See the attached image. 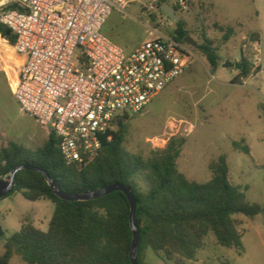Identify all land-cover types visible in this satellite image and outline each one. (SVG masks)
<instances>
[{"label": "rangeland", "instance_id": "obj_1", "mask_svg": "<svg viewBox=\"0 0 264 264\" xmlns=\"http://www.w3.org/2000/svg\"><path fill=\"white\" fill-rule=\"evenodd\" d=\"M176 1L161 0L159 6L168 3L173 7ZM193 1L192 6L187 0L189 9L177 11V16L186 22L189 36L199 47L203 35L214 42L221 65L213 70L200 48L191 46L193 56L185 73L140 114L131 115L125 148L148 158L164 150L172 139L185 138L177 166L196 182L211 180V164L225 155L232 184L241 188L249 202L264 208V0ZM148 5L146 0H129L126 14L114 11L102 33L127 51L135 50L147 39L146 25L151 19L144 8ZM228 28L234 34L225 41ZM242 58L248 60L251 74L237 83L240 71L223 65L227 60L240 63ZM19 65L11 45L0 36V147L14 142L35 151L45 144L51 131L21 112L14 97ZM234 144L248 146L250 153ZM54 211L51 201H29L18 192L0 199V228L5 234L0 239V254L6 241L21 230L25 218L46 232ZM236 219L244 251L224 247L209 234L189 264H264V212L254 219L243 215ZM11 264L26 263L14 256ZM143 264L167 263L146 249Z\"/></svg>", "mask_w": 264, "mask_h": 264}, {"label": "trees", "instance_id": "obj_2", "mask_svg": "<svg viewBox=\"0 0 264 264\" xmlns=\"http://www.w3.org/2000/svg\"><path fill=\"white\" fill-rule=\"evenodd\" d=\"M173 7L178 11V7ZM9 32L0 24V36L14 47L16 38ZM173 34L176 40L186 43L190 32L184 20L175 22ZM233 34L234 30L228 28L224 40L228 41ZM199 48L216 70L221 65V56L214 42L203 35ZM239 64L242 69L237 83L251 74L248 60L242 58ZM130 119L128 116L118 119L111 139H105L98 156L85 166L67 163L53 132L35 151L14 142L2 146L0 179L20 166L29 165L48 173L69 194L97 190L112 183L131 186L137 199L136 225L141 235L139 264H143L146 249L167 264H189L196 259L209 234L224 247L244 251L236 216L254 219L264 208L249 202L241 188L232 184L227 157L222 155L211 164V180H189L177 166L186 139L174 138L164 150L155 151L148 158L131 154L124 145ZM234 146L250 153L248 146ZM15 183L13 193H21L33 202L49 200L55 211L46 232L25 218L21 230L6 241L0 264H11L14 256L26 264H131V205L124 193L69 202L54 194L40 172L28 169L16 173Z\"/></svg>", "mask_w": 264, "mask_h": 264}, {"label": "built area", "instance_id": "obj_3", "mask_svg": "<svg viewBox=\"0 0 264 264\" xmlns=\"http://www.w3.org/2000/svg\"><path fill=\"white\" fill-rule=\"evenodd\" d=\"M147 39L133 51L102 33L129 0H0V24L20 61L14 97L21 112L53 132L69 164L85 166L118 119L140 114L187 70L192 47L175 39L161 0H146ZM187 11V0H178Z\"/></svg>", "mask_w": 264, "mask_h": 264}, {"label": "water", "instance_id": "obj_4", "mask_svg": "<svg viewBox=\"0 0 264 264\" xmlns=\"http://www.w3.org/2000/svg\"><path fill=\"white\" fill-rule=\"evenodd\" d=\"M162 12L170 19L174 20L175 22L179 21V18L177 16V11L174 7L170 6L168 3H165L161 7ZM11 32L8 33L10 35ZM185 42L189 44L190 46L194 48H199V45L197 42L191 37L188 36L185 39ZM224 68H234L238 71L242 69V65L239 63H232L230 61H226L224 63ZM28 169L40 172L48 182L49 186L53 190L54 194L57 195L60 199L69 201V202H78V201H92L99 198H102L108 194H111L113 192H122L126 195V197L129 200V203L131 205V213H130V223L131 228L133 232V244L131 248L130 258H131V264H139L138 262V255L141 245V235L140 231L138 230V227L136 225V211H137V199L135 197L134 191L131 186H127L120 183H112L109 185L102 186L101 188L97 190L87 191L84 193L79 194H69L62 190L59 183L53 181L49 174L45 171L29 166V165H23L18 167L16 170H14L10 175L6 176L3 179H0V199L5 198L12 194L15 190V175L19 170ZM5 234L0 228V239H4Z\"/></svg>", "mask_w": 264, "mask_h": 264}, {"label": "crops", "instance_id": "obj_5", "mask_svg": "<svg viewBox=\"0 0 264 264\" xmlns=\"http://www.w3.org/2000/svg\"><path fill=\"white\" fill-rule=\"evenodd\" d=\"M188 1H190V2H191L192 6H193V5H195V3H194V1H193V0H188ZM145 40H146V38H145ZM145 40H144V41H145ZM229 41H230V40H229ZM141 44H142V43H141ZM141 44H140V45H141ZM140 45H139V46H140ZM139 46H138V47H139ZM138 47H136V48H138ZM227 61H230V60H227ZM230 62H231V61H230ZM232 63H233V62H232Z\"/></svg>", "mask_w": 264, "mask_h": 264}]
</instances>
